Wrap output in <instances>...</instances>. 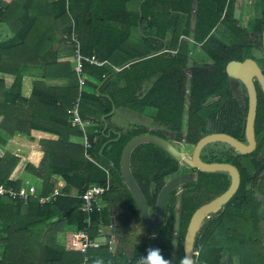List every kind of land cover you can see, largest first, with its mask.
I'll return each mask as SVG.
<instances>
[{
	"label": "trees",
	"instance_id": "obj_1",
	"mask_svg": "<svg viewBox=\"0 0 264 264\" xmlns=\"http://www.w3.org/2000/svg\"><path fill=\"white\" fill-rule=\"evenodd\" d=\"M53 7L52 18L62 27L64 47L74 50L71 38L74 27L83 54L96 55L106 64L85 65V73L97 81H87V87L97 90L94 95L81 93L78 77L68 63L59 65L69 80L62 90V98L46 85L35 83L31 101H26L22 99L19 85L16 99L30 103L32 108L45 104L42 107L48 123L43 124L44 128L38 125L41 121L37 113H32V126L58 136L56 142H43L45 155L39 167L27 165L26 169L42 181L41 195L55 190L51 183L54 177L62 178L65 185L62 195L47 205H41L36 199L21 202L0 197V229L5 228L8 233L3 240L6 252L0 264H23L26 258L29 264H38V259L41 264H80L84 259L80 248L68 251L60 246L58 232L72 225L83 228L86 214L81 211L80 195L92 185L108 182L111 188L103 197L108 205L101 213L92 215V237H96L100 224L112 225L120 209V215L127 218L122 226H127L129 236L133 237V254L132 258L123 256L122 243L127 241L123 237L115 255L110 252L109 243L91 249L89 264H135L152 248L159 249L170 264H181L185 256V235L193 214L226 192L231 176L226 172L207 173L204 183L203 172L196 169L194 181L170 194L165 224L150 236L121 175L122 153L132 139L154 133L143 121L174 135L179 142L190 144L186 146L188 153L210 133H225L239 141L245 140L243 116L247 111H242L246 106H235L231 77L226 69L231 61L255 59L258 48L255 36L262 42L264 34V0H256L255 18L243 27L236 18V0H55ZM3 16L2 13V19ZM18 19L17 23L33 32L40 17L26 15ZM54 40L50 32L47 42ZM197 49L212 64L190 72L192 67L202 66L193 58V51ZM172 51L177 52L173 55ZM54 65L53 60H48L46 66L53 69ZM77 97H81L83 119L92 117L100 123L99 132L91 135L97 141L90 155L110 170V178L96 163L86 159L83 135L70 124L68 111ZM6 104H10V90L0 94V107ZM114 106L116 112L111 114ZM120 110L132 112L136 119L133 117L127 126L111 124ZM4 113L9 115L10 108ZM263 117L261 109L258 120ZM6 144L0 137V180L19 189V182H11L9 177L20 158ZM215 144L222 149L213 162L237 167L241 185L221 213H213L201 226L195 241L198 253L195 264H264V197L260 195L264 191V156L260 158L264 143L252 155H241L224 143ZM132 161L137 166L134 177L152 212L165 186V177L182 172V165L152 143L139 145L132 152ZM73 188L79 190L76 195L71 194ZM21 216L26 217V223L13 224ZM12 225L15 229L11 230ZM17 232L25 234L10 237Z\"/></svg>",
	"mask_w": 264,
	"mask_h": 264
},
{
	"label": "crops",
	"instance_id": "obj_2",
	"mask_svg": "<svg viewBox=\"0 0 264 264\" xmlns=\"http://www.w3.org/2000/svg\"><path fill=\"white\" fill-rule=\"evenodd\" d=\"M54 2L55 0H4V16L3 19L1 17L0 20V94L2 95L10 90V104L2 105L0 107V137L4 143H7L6 148L12 154L20 158L18 164L11 171L9 180L11 182H19L18 184H20V188L27 189L32 186L37 187L36 189L39 195H41L40 190L42 188V181L25 170L26 163L30 162L28 165H40L45 155L44 149L42 148L43 142H56L58 136L42 130H36V127L32 126V113H37V119L41 121L38 125H41L44 128L45 126L43 124L48 123L45 108L42 107L45 106V104L42 103V106L39 105V108H32L30 103L21 102L16 99L15 96L18 94V88L20 85L22 99L31 101V97L34 94V84L41 83L52 89L54 92L53 94H59L60 98H62V90L69 84V80L63 76V73H61L62 71H60L59 65L68 63L74 71L75 63L73 59V50L64 47V44H62V27L52 18ZM26 15L40 17L37 27L33 32L22 23H17L19 20L18 17H24ZM27 22H29V20ZM52 24L54 25L53 27H51ZM50 32H53L55 40L49 44L47 42V36ZM199 51H201V49H199ZM207 59L209 58L207 57ZM48 60H53V63L55 64L53 69L47 68L46 65ZM116 71H120V68H116ZM20 79L21 84L19 83ZM90 79L91 82L97 83L96 80L92 78ZM95 91L97 92V90H94V88L89 86L85 87L83 90V92L90 95H94ZM7 107L10 108L9 115L4 113ZM33 109H36L37 111H33ZM147 113L148 112L145 110L144 115ZM7 117L8 120L6 119ZM133 117L135 118V116L132 115V112H129L128 110H120L111 120V124H114V122L117 121V124L114 125L127 126L130 120H134ZM90 119L94 120L92 117H90ZM107 126L108 124L106 127ZM100 127V123L95 120L94 125L89 129L90 135L96 134L95 131H99ZM30 181L37 182V184L33 185ZM51 183L55 186L54 191H61L65 185L64 180L60 177L52 178ZM78 191V189L73 188L71 194L76 195ZM31 199L38 200L37 198ZM101 204L103 210L105 206L108 205L103 199ZM25 218V216H21L19 217L20 220L18 222H13V224L19 223L24 225L27 221ZM54 220L49 224L56 221ZM116 223L114 215L112 225H104L106 227L104 236L98 238L96 230V237H92L93 240H98L103 244L100 248L109 243V249L112 255H115L118 252L121 246V241L123 240L122 238L126 237H120V233L122 232L118 233L116 231L118 228ZM68 227H71V231L69 232L66 231ZM108 228H111L110 233L106 232ZM10 229H15V227L12 225ZM76 230H78L76 225H72L65 227L61 232H58L57 240L59 245L63 246L68 251H74L75 247L72 244V235ZM120 231H122V229H120ZM13 234L22 236L25 233H12L10 234V237ZM7 237L8 233L5 231V228L0 229V261L5 257L6 242L4 243L3 240ZM127 246L129 247L128 249L125 248ZM122 248H125L123 256L132 258V241H126L125 244L122 243ZM10 256L12 258L11 253ZM87 257V264H89V254H87ZM23 264H29V258L24 259ZM38 264H41L40 259H38ZM93 264H100V262Z\"/></svg>",
	"mask_w": 264,
	"mask_h": 264
},
{
	"label": "water",
	"instance_id": "obj_3",
	"mask_svg": "<svg viewBox=\"0 0 264 264\" xmlns=\"http://www.w3.org/2000/svg\"><path fill=\"white\" fill-rule=\"evenodd\" d=\"M192 69L197 70L200 68L196 67L191 68V70ZM201 69H204V67ZM226 70L231 78H239L245 84L248 90L249 112L246 124V143L239 141L236 138L225 133H212L202 138L194 146L193 153L191 155V162H187L190 163L192 167L201 172H226L231 176V184L226 192H224L222 195L218 196L214 200L210 201L209 203L204 204L203 206L198 208L193 214L184 240V260L187 259L189 264H195V255H197V252H195V241L197 234L201 229V226L203 225L206 219L210 218L213 213L218 212L230 202V200L235 196L241 185V174L237 167L229 163L204 162L201 158L202 151L207 145L213 143L227 144L234 148L241 155H249L253 153L257 148L255 136V120L257 115V92L253 83V78L254 76H257L260 79L261 85L264 90V76L258 64L253 59H246L243 62L231 61L227 65ZM115 110L116 107L114 106L111 114H113ZM145 143H152L159 146L179 163H182L183 160H187V155L184 152L179 151L176 147H174L166 140L151 134L141 135L132 139L127 144L122 153L121 175L123 177L124 183L131 192L133 198L135 199V202L137 203L140 213V219L143 225L150 231H155L162 228L165 224L166 204L170 194L181 185L190 182L192 177L190 174L177 175L164 186L158 196L157 205L155 208V216L152 218L150 216L145 196L140 186L136 182L130 167L132 152L139 145ZM61 219L62 216H59L58 220ZM116 231L118 233L121 232L120 229H117Z\"/></svg>",
	"mask_w": 264,
	"mask_h": 264
},
{
	"label": "built area",
	"instance_id": "obj_4",
	"mask_svg": "<svg viewBox=\"0 0 264 264\" xmlns=\"http://www.w3.org/2000/svg\"><path fill=\"white\" fill-rule=\"evenodd\" d=\"M4 0H0V20L2 13L4 11ZM74 50H73V59H74V71L78 77L79 87L81 93L84 88L87 87V81L90 79L89 76L85 73V65L89 64L91 66L102 67L106 64L105 61H101L96 55L86 56L82 52V45L80 41L77 39L75 34V29L73 27V32L71 34ZM177 51H172L173 55L176 54ZM80 103L81 97L75 101L73 107L68 111L70 115V124L74 128H78L79 131L83 135V147L86 159L91 162L96 163L105 173L108 178H110L111 173L108 168H105L98 164L90 155V151L92 150L93 144L97 141L95 137L94 140L91 139V135L89 133V129L94 125V120L87 118L83 119L80 112ZM99 131H95L97 134ZM111 184L108 182L106 185H92L87 188L81 195L80 199L83 202L81 207V211L86 214L85 225L83 228L76 230L72 235V244L73 246L79 247L81 253L85 256L83 262L81 264H87L88 257L87 254L91 249H98L103 244L98 240H93L91 236V232L93 230V219L92 215L97 212L101 213L103 211V206L101 204L103 197L110 190ZM62 193L60 190H56L50 195L41 196L39 195L36 187L32 186L29 188H19L15 189L6 183L0 181V197H6L8 199L14 201H28L31 198H37L41 205L51 204L56 199L61 196ZM105 226L100 224L97 229L98 238L104 236L105 234ZM198 254V253H196ZM137 264V261L136 263Z\"/></svg>",
	"mask_w": 264,
	"mask_h": 264
},
{
	"label": "flooded vegetation",
	"instance_id": "obj_5",
	"mask_svg": "<svg viewBox=\"0 0 264 264\" xmlns=\"http://www.w3.org/2000/svg\"><path fill=\"white\" fill-rule=\"evenodd\" d=\"M260 45L263 47L262 48V51H263V53H262V55H261V57H256L255 59H253L254 61H256V63L258 64V66H259V68H260V70H261V72H262V74H263V76H264V34H263V37H262V42H260ZM260 46V47H261ZM258 48H259V46H258ZM258 48L256 49V50H258ZM205 66L207 67V66H211V64L210 63H207V64H205ZM192 68H196V67H192ZM199 68H203V67H199ZM193 70V69H192ZM191 69H190V72L192 71ZM190 72H188V73H190ZM253 83H254V85H255V88H256V92H257V115H256V120H255V136H256V142H257V148H256V150L255 151H257V149H258V145L261 143V142H263L264 143V117H263V120H258V115H259V111H261V109H263L264 110V90H263V87H262V85H261V82H260V79L257 77V76H254V78H253ZM231 84H232V91H233V95H234V99H235V106H239V107H245V110L244 111H242V113H245V111H247V114H246V116H243V119L245 120V127H246V124H247V117H248V112H249V95H248V90H247V88H246V86H245V84L239 79V78H236V77H234V78H231ZM247 104V105H246ZM143 121V120H142ZM143 123H146V124H148V126H149V128H150V132H154V133H151V135H154V136H157V137H159V138H161V139H164V140H166L167 142H169L170 144H172L174 147H176L175 145H174V143H176L177 145H180V146H184V148H186V146L187 145H190V144H185L184 142H183V140H181L180 142L179 141H177L176 139H175V136L174 135H172V134H168V136H166L165 134H163V133H165L166 131H162L161 129H158L157 127H155V126H153V125H151V124H149V123H147V122H144L143 121ZM160 131V132H159ZM150 134V133H149ZM210 134H212V133H210ZM209 135V134H208ZM207 136V135H206ZM167 137V138H166ZM204 138V137H203ZM173 141V142H172ZM242 142H244V143H246V128H245V140H242ZM157 146V145H156ZM192 146V145H191ZM159 147V146H158ZM160 148V147H159ZM179 151H181L180 150V148H178V147H176ZM193 149H194V146H193ZM221 149H222V146H220V145H217V144H215V143H213V144H209V145H207L205 148H204V150L202 151V154H201V158H202V160L204 161V162H207V163H214L213 162V159L214 158H216L217 157V154L221 151ZM163 150V149H162ZM164 151V150H163ZM255 151L253 152V153H255ZM165 152V151H164ZM181 152H184V151H181ZM167 153V152H166ZM186 155H188L187 154V152H184ZM192 153H193V151L191 152V153H189V162H191V155H192ZM253 153H251V154H249V155H252ZM168 154V153H167ZM214 154V155H213ZM169 155V154H168ZM170 156V155H169ZM264 156V152H262V153H260V158H262ZM184 161V160H183ZM182 161V162H183ZM186 161V160H185ZM184 161V162H185ZM248 162H250V160L248 159ZM182 164V163H181ZM184 167H185V165L184 164H182ZM183 167V170H182V172H180V173H178V174H176L175 176H177V175H181V174H190L191 175V177H192V175L194 174V177L191 179V181L190 182H188V183H191L192 181H194L195 180V176H196V169L194 168V167H192L191 165H190V163H188V165L186 166V168H189V169H191V171L190 172H188V171H185L184 168ZM264 170V169H263ZM207 173L208 172H203V181H204V183H206L207 182V179H208V177H207ZM134 176V175H133ZM175 176H168V177H165V185L170 181V180H172ZM135 178V177H134ZM136 180V179H135ZM137 182V181H136ZM164 188V187H163ZM162 188V189H163ZM161 189V190H162ZM217 198V197H216ZM214 200V199H213ZM149 212H150V214H151V210L149 209ZM122 213V210H118V211H116V214L118 215V220H119V222L118 223H120V221H122L121 220V218H124V216L122 217L120 214ZM151 216V215H150ZM153 218V217H152ZM130 218H128V220H129ZM116 220H117V218H116ZM117 222V221H116ZM129 222V221H128ZM127 227V226H126ZM127 229H128V231H129V234H130V230H129V228L127 227ZM145 232H146V234H149L150 236H152V232L153 231H150L148 228H146L145 227Z\"/></svg>",
	"mask_w": 264,
	"mask_h": 264
},
{
	"label": "rangeland",
	"instance_id": "obj_6",
	"mask_svg": "<svg viewBox=\"0 0 264 264\" xmlns=\"http://www.w3.org/2000/svg\"><path fill=\"white\" fill-rule=\"evenodd\" d=\"M256 0H236V18L238 19V22H239V24H240V26H247L248 25V23H249V21L251 22V21H253V19L255 18V14H256ZM255 36V35H254ZM256 37V39L255 40H257L258 41V46H259V48H258V50H255V58L256 57H261V55H262V53H263V51H262V46L260 45V40H261V38L260 37H258L257 35L255 36ZM262 37H263V35H262ZM223 39H224V41L225 40H227L225 37H222ZM226 42H229L228 40L226 41ZM231 42V41H230ZM227 44H229V43H227ZM261 46V47H260ZM194 52V54H193V58H195L196 59V61H197V63L199 64V65H202L201 67H204V68H207L206 66H205V64H207V63H210V64H212V61L211 60H209V59H207V57H206V55L202 52V50L201 51H199V49H197V50H195V51H193ZM151 113L153 114V111H151ZM133 115V114H132ZM141 115L143 116V113H141ZM135 119H136V117H135ZM140 121H142V120H140ZM114 124H117V121L116 122H114ZM160 132V131H159ZM211 132V131H210ZM163 134H165L166 136H168V134L169 133H167V132H165V133H163ZM173 142V141H172ZM174 145L176 146V147H178V148H180V150L181 151H184V152H187V148H184V146L182 147V146H180V145H177L176 143H174ZM189 153H191V151L189 150ZM189 153L187 152V154L189 155ZM186 156V158H187V160L184 162H182V164H184L185 165V167L182 165V168L184 167L185 169V171H188V172H190L191 171V169H189V168H186V166L188 165V162L187 161H189V156ZM218 155H219V153L217 154V157H218ZM30 163V162H29ZM29 163H26V166L29 164ZM30 165H32V164H30ZM32 166H34V167H39V165L38 166H35V165H32ZM130 167H131V171H132V174L136 177V173H137V170H136V168H137V166L134 164V162L132 161L131 162V164H130ZM26 171H28L27 169H25ZM183 170V169H182ZM29 172V171H28ZM30 173V172H29ZM32 176H34L32 173H30ZM35 177V176H34ZM194 177V174L192 175V178ZM31 182V184H37V182H33V181H30ZM37 188V187H36ZM180 193H181V190H179V195H180ZM260 193V192H259ZM263 194V195H262ZM260 195H262L263 197H264V191H261V193H260ZM222 209H224V208H222ZM222 209L221 210H219L218 212H216V215H219L220 213H221V211H222ZM151 217H154L155 216V210L154 211H152L151 212ZM123 217V216H122ZM127 218L126 217H124V218H121V220L122 221H120V223H121V225H119V220H118V217H117V229H122V233H120V237H123V236H126L127 237V242H131L132 241V238L129 236V231H128V229H127V227L126 226H122V222H126L125 220H126ZM119 225V226H118ZM110 230H111V228H108L107 230H106V232L107 233H110ZM66 231L67 232H69V231H71V227H68V229H66ZM123 231H124V233H123ZM125 248H129L128 246L127 247H125Z\"/></svg>",
	"mask_w": 264,
	"mask_h": 264
},
{
	"label": "clouds",
	"instance_id": "obj_7",
	"mask_svg": "<svg viewBox=\"0 0 264 264\" xmlns=\"http://www.w3.org/2000/svg\"><path fill=\"white\" fill-rule=\"evenodd\" d=\"M137 264H170V262L164 259L159 249L152 248L147 251L146 256L138 259ZM181 264H189V262L185 259Z\"/></svg>",
	"mask_w": 264,
	"mask_h": 264
}]
</instances>
